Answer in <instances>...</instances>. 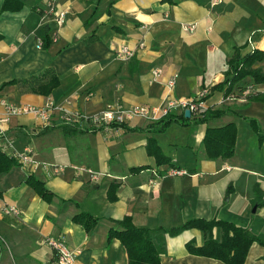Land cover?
<instances>
[{
    "label": "crops",
    "instance_id": "crops-1",
    "mask_svg": "<svg viewBox=\"0 0 264 264\" xmlns=\"http://www.w3.org/2000/svg\"><path fill=\"white\" fill-rule=\"evenodd\" d=\"M20 1L24 7L11 12L2 11L5 0H0V87L47 69L60 85L47 97L23 85L0 89V119L6 114L3 102L55 105L49 124L27 115L10 116L0 126V150L10 157L29 152L32 158L0 172V264H58L47 244L50 238L64 239L78 254L77 264H128L121 242H108L109 231L120 229L117 222L125 217L138 228L166 231L191 220H222L264 241V203L256 198L259 189L264 202V147L249 123L255 119L264 129V104L247 102L264 93V84L247 78L227 98L223 92L210 93L204 111L223 110L221 117L195 124L199 116L191 115L190 126L173 123L163 134L132 131L152 121L126 113L120 121L126 127L94 122L109 110L162 108L166 101L195 98L223 82L236 48L245 47L242 54L253 48L264 52V0H223L215 9L209 0ZM50 4L65 13L63 25L49 16ZM188 25L195 31H187ZM47 26L52 43L45 49ZM123 47L134 52L133 58L116 56ZM254 67L264 72V60ZM156 68L163 70L160 80H154ZM170 79L176 81L173 90L166 86ZM63 109L82 119L67 122ZM231 123L238 132L234 157L209 159L203 147L207 128ZM150 136L172 164L158 167L148 155ZM141 167L146 169L131 172ZM174 169L188 174L171 176ZM88 170L99 180H91ZM30 174L51 199L27 184ZM112 184L118 187L116 202L108 197ZM10 207L19 215L7 214ZM81 212L98 219L89 232L73 220ZM213 235L222 240L221 229ZM154 239L163 249L161 264H224L188 250V244L201 248L206 242L198 229L175 236L161 232ZM245 264H264V246L254 243Z\"/></svg>",
    "mask_w": 264,
    "mask_h": 264
},
{
    "label": "trees",
    "instance_id": "trees-1",
    "mask_svg": "<svg viewBox=\"0 0 264 264\" xmlns=\"http://www.w3.org/2000/svg\"><path fill=\"white\" fill-rule=\"evenodd\" d=\"M23 7L24 5L20 0H5L2 11L16 12L20 11ZM39 13L43 16L45 12L40 11ZM50 32L51 31L47 26L42 44L45 49L49 48L52 43ZM2 39L3 36L0 35V41ZM93 39V36H91L88 41L91 42ZM244 48L241 47L235 49L232 58L227 61L228 68L224 73V81L213 86L210 89L211 93L223 92L224 97L227 98L232 95L239 87L240 83L247 78H251L255 84H264V72L261 69L254 67L257 62L264 60V52L253 48L247 54H242V50ZM8 85H23L28 87L31 92L47 97L51 95L54 89L59 87L60 80L52 69H47L39 76L33 77L30 80H14L4 83L0 89ZM210 96L211 94L205 97L203 101L206 102ZM247 102H260L264 104V93L248 97ZM223 114V110L207 109L203 112L202 116L200 114L198 115L199 118L194 120L192 118H186L185 112L180 116L169 114L152 122L146 129H133L132 131L146 132L150 135L163 134L173 123H179L184 127H188L191 125L192 120L195 124H204L211 119L221 117ZM249 123L252 130L258 136L260 146L264 147V129L262 130L260 128L259 123L255 119H250ZM111 126L126 127L122 123H114ZM237 133L236 125L232 123L220 128H207L203 139V147L206 151L207 157L211 160H226L233 158L236 149ZM146 148L148 155L156 160L158 167L172 164L171 158L163 153L153 136L148 138ZM19 165L20 164L17 159L13 156H7L0 150L1 173L7 172L11 168ZM144 169L146 168H134L131 169V172L135 173ZM27 184L32 187L43 199H51V193L45 188L41 181L34 177L33 174L28 176ZM117 188V185H111L108 192L110 202H116ZM230 193L231 188L228 190V194ZM256 198L258 202H260L259 204L264 203L262 202V195L260 194L259 189H256ZM73 220L88 232L94 229L98 223L97 218L84 212L76 215ZM117 224L120 226V229H112L109 231L108 242H111L114 239L121 242L127 251L128 264H161L160 257L163 249L162 246L154 239V235L161 232H167L172 236L189 229H198L204 232L206 236L204 246L201 248H193L192 245L188 244V250L192 254L212 258L221 261L224 264H245L249 250L254 243L264 246V241L257 238L248 229L238 227L227 221L216 219L211 221L201 219L191 220L179 228L170 229L168 231L161 228L155 230L138 228L132 223V220L129 217H125L123 220L117 222ZM215 228H219L222 231V240L220 242L214 239L213 231Z\"/></svg>",
    "mask_w": 264,
    "mask_h": 264
},
{
    "label": "built area",
    "instance_id": "built-area-1",
    "mask_svg": "<svg viewBox=\"0 0 264 264\" xmlns=\"http://www.w3.org/2000/svg\"><path fill=\"white\" fill-rule=\"evenodd\" d=\"M222 3L223 0H209L208 5L211 9H215L221 6ZM48 13L49 16H51L52 19L56 21V23L59 26L65 23L66 21L65 13L56 11L54 6L51 4ZM185 29L189 32H194L196 26L188 25L185 27ZM116 56L126 61L134 56V52L128 47H123L116 51ZM152 74L154 80H160L163 75V70L160 68H156L153 70ZM175 84L176 81L174 79H170L169 81H167L166 86L169 90H173ZM209 94L210 93L208 90H202L195 98H191L188 100L171 99L169 101H166L164 107L162 108L142 105V106H134L131 109H129L127 112H113L109 110L105 112L102 116L96 117L94 122L120 123V121L122 120V115H124L125 113L131 118H136V117L144 118L151 120L152 122L157 121L161 117L169 115L176 111H181L182 113H184L185 111L188 110L191 112V115L197 116L204 112L203 99L207 97ZM2 104L4 105L8 116L20 117V116L31 115L41 120L44 124H47L50 121V119H52L55 108V105L53 103H50L48 106L44 108H39L33 105H23L17 107V106L9 105L6 102H3ZM61 112L64 113V116L66 117L65 120L67 122L79 121L82 119V115L79 113L71 114L67 111V109H63ZM13 157L17 159L18 163L21 165L32 162V158L29 155V152L16 154ZM87 173L90 179L93 181H98L100 178V176L94 173L92 170H88ZM170 174L171 176L178 177V176L187 175L188 172L185 170L174 169L170 172ZM6 213L17 216L19 215V210L16 207H10L6 209ZM47 244L54 251L58 264H77L78 254L68 247L64 239L50 238L48 239Z\"/></svg>",
    "mask_w": 264,
    "mask_h": 264
},
{
    "label": "rangeland",
    "instance_id": "rangeland-1",
    "mask_svg": "<svg viewBox=\"0 0 264 264\" xmlns=\"http://www.w3.org/2000/svg\"><path fill=\"white\" fill-rule=\"evenodd\" d=\"M133 58V57H132ZM209 91V93H211V90H208ZM210 95V94H209ZM44 108V107H43ZM203 114V113H202ZM202 114H201V116H202ZM198 116V115H197ZM10 116H8V114H7V112H6V114H5V118H3V119H0V126L2 125V124H4V123H6L7 121H8V118H9ZM51 121H52V119H50V121L47 123V124H49V123H51Z\"/></svg>",
    "mask_w": 264,
    "mask_h": 264
},
{
    "label": "water",
    "instance_id": "water-1",
    "mask_svg": "<svg viewBox=\"0 0 264 264\" xmlns=\"http://www.w3.org/2000/svg\"><path fill=\"white\" fill-rule=\"evenodd\" d=\"M190 116H191V112L190 111H185V117L186 118H190ZM255 210H256V208H255Z\"/></svg>",
    "mask_w": 264,
    "mask_h": 264
}]
</instances>
